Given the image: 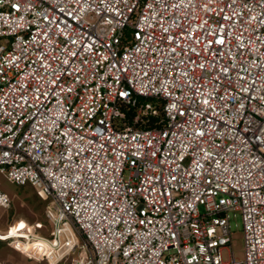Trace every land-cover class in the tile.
Returning a JSON list of instances; mask_svg holds the SVG:
<instances>
[{"label":"built area","instance_id":"built-area-1","mask_svg":"<svg viewBox=\"0 0 264 264\" xmlns=\"http://www.w3.org/2000/svg\"><path fill=\"white\" fill-rule=\"evenodd\" d=\"M0 173L37 262L264 264V0H0Z\"/></svg>","mask_w":264,"mask_h":264},{"label":"rangeland","instance_id":"rangeland-1","mask_svg":"<svg viewBox=\"0 0 264 264\" xmlns=\"http://www.w3.org/2000/svg\"><path fill=\"white\" fill-rule=\"evenodd\" d=\"M0 189L6 192L11 199V206L6 209L4 221L6 220L7 223L12 225L19 219L24 218L30 223L37 220L46 223L48 202L38 197L35 189L30 184L19 185L13 183L0 173ZM232 223L234 233L231 249L237 257L242 259L244 257V239L241 217H236ZM43 231L42 233L46 234L45 230ZM6 244L11 247L8 242ZM229 253V249H224V258H228ZM37 264H45V262H37Z\"/></svg>","mask_w":264,"mask_h":264},{"label":"crops","instance_id":"crops-1","mask_svg":"<svg viewBox=\"0 0 264 264\" xmlns=\"http://www.w3.org/2000/svg\"><path fill=\"white\" fill-rule=\"evenodd\" d=\"M7 208L0 207V230H5L10 226V223L4 221V215ZM7 226V227H5ZM15 230L9 229L7 232L12 233ZM0 264H37V262L29 258L23 252L8 247L5 241H0Z\"/></svg>","mask_w":264,"mask_h":264},{"label":"trees","instance_id":"trees-1","mask_svg":"<svg viewBox=\"0 0 264 264\" xmlns=\"http://www.w3.org/2000/svg\"><path fill=\"white\" fill-rule=\"evenodd\" d=\"M142 100L152 102L155 105L157 112L153 115H147L145 117V120L139 123V126L144 128H155L163 126L166 121L165 114L163 111V101L154 98H142Z\"/></svg>","mask_w":264,"mask_h":264}]
</instances>
